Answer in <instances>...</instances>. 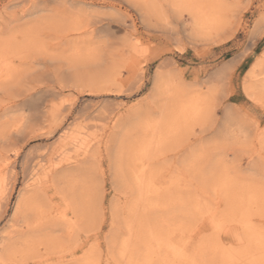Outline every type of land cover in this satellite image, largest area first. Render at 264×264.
Wrapping results in <instances>:
<instances>
[{
    "label": "rangeland",
    "instance_id": "1",
    "mask_svg": "<svg viewBox=\"0 0 264 264\" xmlns=\"http://www.w3.org/2000/svg\"><path fill=\"white\" fill-rule=\"evenodd\" d=\"M0 264H264V0H0Z\"/></svg>",
    "mask_w": 264,
    "mask_h": 264
},
{
    "label": "bare ground",
    "instance_id": "2",
    "mask_svg": "<svg viewBox=\"0 0 264 264\" xmlns=\"http://www.w3.org/2000/svg\"><path fill=\"white\" fill-rule=\"evenodd\" d=\"M173 85V84H172ZM174 87V86H173ZM179 87V86H178ZM181 87V86H180ZM185 99V98H184ZM179 100V99H178ZM204 100V97H190L189 99H187V101H183L180 100L179 101V115H178V119L180 120V117H182L181 115H184L185 119H188L190 116L195 117V115H199V113H201V106H200V102H202ZM202 114H200L201 116ZM192 117V118H193ZM188 122V121H187ZM155 124V123H154ZM151 126V125H150ZM159 127V126H158ZM157 129V128H156ZM173 129V130H177ZM143 182V181H142ZM24 200V199H23ZM22 202V201H21ZM126 246V245H125Z\"/></svg>",
    "mask_w": 264,
    "mask_h": 264
}]
</instances>
